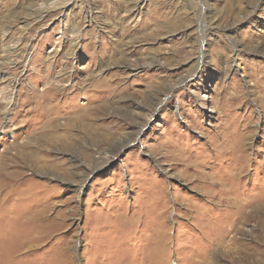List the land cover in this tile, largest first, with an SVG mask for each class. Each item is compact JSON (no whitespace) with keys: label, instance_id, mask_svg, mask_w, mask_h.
<instances>
[{"label":"rangeland","instance_id":"rangeland-1","mask_svg":"<svg viewBox=\"0 0 264 264\" xmlns=\"http://www.w3.org/2000/svg\"><path fill=\"white\" fill-rule=\"evenodd\" d=\"M0 264H264V0H0Z\"/></svg>","mask_w":264,"mask_h":264},{"label":"bare ground","instance_id":"bare-ground-1","mask_svg":"<svg viewBox=\"0 0 264 264\" xmlns=\"http://www.w3.org/2000/svg\"><path fill=\"white\" fill-rule=\"evenodd\" d=\"M56 1V0H55ZM58 1V0H57ZM55 2H50V3H48L47 5L48 6H46L47 7V9L49 10L51 7L53 8L54 7V4ZM57 5V4H56ZM48 10H45L44 12H46V11H48ZM32 12V11H31ZM41 13V12H40ZM43 13V12H42Z\"/></svg>","mask_w":264,"mask_h":264}]
</instances>
